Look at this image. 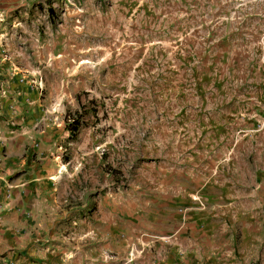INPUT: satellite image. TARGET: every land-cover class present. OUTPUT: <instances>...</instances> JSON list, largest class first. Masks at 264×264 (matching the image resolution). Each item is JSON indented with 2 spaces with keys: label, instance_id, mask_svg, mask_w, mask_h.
Masks as SVG:
<instances>
[{
  "label": "rangeland",
  "instance_id": "obj_1",
  "mask_svg": "<svg viewBox=\"0 0 264 264\" xmlns=\"http://www.w3.org/2000/svg\"><path fill=\"white\" fill-rule=\"evenodd\" d=\"M0 45L59 172L11 264H264V0H0Z\"/></svg>",
  "mask_w": 264,
  "mask_h": 264
},
{
  "label": "crops",
  "instance_id": "obj_2",
  "mask_svg": "<svg viewBox=\"0 0 264 264\" xmlns=\"http://www.w3.org/2000/svg\"><path fill=\"white\" fill-rule=\"evenodd\" d=\"M13 96V53L4 55L0 48V264H11L13 256H19L13 248L25 246L39 224L59 218L60 208L51 200L55 199L54 186L59 184V178H51L59 177V172L42 154L34 158L27 152L25 136L14 127L27 126L32 118L14 113L25 105L13 103ZM258 205L263 204L259 201ZM244 210L250 216L257 214ZM255 225L264 230V218L255 220Z\"/></svg>",
  "mask_w": 264,
  "mask_h": 264
}]
</instances>
